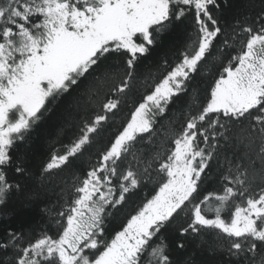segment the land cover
<instances>
[{
    "label": "snow or ice",
    "instance_id": "6c2138e0",
    "mask_svg": "<svg viewBox=\"0 0 264 264\" xmlns=\"http://www.w3.org/2000/svg\"><path fill=\"white\" fill-rule=\"evenodd\" d=\"M0 264H264V0H0Z\"/></svg>",
    "mask_w": 264,
    "mask_h": 264
},
{
    "label": "trees",
    "instance_id": "16d2710c",
    "mask_svg": "<svg viewBox=\"0 0 264 264\" xmlns=\"http://www.w3.org/2000/svg\"><path fill=\"white\" fill-rule=\"evenodd\" d=\"M59 124H60V119L58 118L57 115H53L52 120L47 126L46 132L36 142V148L38 152L42 149L47 139H52L55 137Z\"/></svg>",
    "mask_w": 264,
    "mask_h": 264
}]
</instances>
